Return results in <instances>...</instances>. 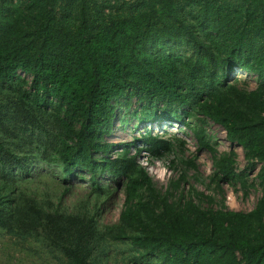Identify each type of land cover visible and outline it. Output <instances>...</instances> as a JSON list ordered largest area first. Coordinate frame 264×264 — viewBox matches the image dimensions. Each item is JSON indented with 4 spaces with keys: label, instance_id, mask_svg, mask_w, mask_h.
<instances>
[{
    "label": "trees",
    "instance_id": "trees-1",
    "mask_svg": "<svg viewBox=\"0 0 264 264\" xmlns=\"http://www.w3.org/2000/svg\"><path fill=\"white\" fill-rule=\"evenodd\" d=\"M238 1L234 7L229 0H205L185 12L176 0H133L111 23L95 27L93 0H24L13 9L0 0V9L8 13H0V84L20 69L31 76L35 95L31 101L20 92L2 96L0 91V228L40 240L50 252L62 253L64 264H92V251L104 237L93 216L62 212L29 196L21 202L9 197L14 185L5 172H27L31 153L49 161L50 148L64 174L76 164L95 172L101 162L113 176L127 177L118 227L136 247L163 262L263 264L264 197L248 213L202 209L206 195L162 193L137 163L141 152L161 160L175 143L183 148L179 138L147 132L116 157L110 156L112 144L102 142L103 129L109 133L112 126L113 99L135 93L139 100L165 103L163 112H170L165 118L172 119L167 108L178 112L186 104L183 90L200 86L205 91L198 104L201 115L221 125L229 143L241 145L246 157L264 163V0ZM65 16L76 24H63ZM170 45L193 51L179 60L165 51ZM238 66L257 77V88L228 81ZM155 115L148 120L155 121ZM26 132V141L36 144L27 152L17 140ZM6 136L17 140L13 147ZM194 136L211 155L216 174L231 173L232 153L217 152L201 131ZM96 153L106 158L98 161ZM184 163L195 165L190 159ZM140 189L148 192L145 203L137 199ZM249 218L258 223L259 240L243 233Z\"/></svg>",
    "mask_w": 264,
    "mask_h": 264
},
{
    "label": "rangeland",
    "instance_id": "rangeland-1",
    "mask_svg": "<svg viewBox=\"0 0 264 264\" xmlns=\"http://www.w3.org/2000/svg\"><path fill=\"white\" fill-rule=\"evenodd\" d=\"M7 6L13 9L24 0H5ZM133 0H93L92 21L95 27L111 23L123 14L125 4ZM185 5V12L198 9L205 0H176ZM225 1V0H222ZM234 7L238 0H229ZM0 13L8 14L2 12ZM59 16V15H58ZM67 26H74L75 20L65 16L60 18ZM166 52H171L179 60H186L193 50L188 47L170 45ZM31 76L18 69L10 75L9 80L0 84L3 95H27L34 100V93L30 89ZM228 81L234 82L245 89L258 87L257 77L242 66L234 68L229 74ZM197 89L185 91L186 104L175 111V107L167 108L172 111V119H166L170 112L164 113L165 103L139 100L135 93H126L112 100L113 121L109 133L103 129L102 142L112 144L110 156L116 157L127 145L137 141L147 132L163 138H179L184 142L183 148L175 143L172 152L161 160H153L145 152L137 157L138 166L144 168L153 186L165 193L166 190L173 196L183 193L185 197L193 192L203 193L207 198L201 203L202 209L231 210L248 213L256 208L264 197V163L256 158H248L241 145L230 144L223 127L200 113L198 104L202 101L203 92ZM55 104V103H54ZM48 114L52 110L46 108ZM156 114L155 121L148 117ZM62 116V113L59 114ZM72 126L79 128V124L72 120ZM201 131L202 135L217 152L233 156L231 173L223 177L216 174L211 155L203 148H199L194 132ZM38 132V128L35 129ZM19 133L18 141L29 150L36 146L35 142L28 143ZM6 139L10 147L16 139ZM25 138V139H24ZM49 139V137H47ZM29 152V151H28ZM130 152L136 154V148L131 145ZM49 161L42 160L37 153L27 156L29 170L22 172L18 169L6 171L8 180L14 185L9 194L13 202H21L23 198L32 197L39 203L47 201L62 212L80 214L86 212L93 216L99 230L104 237L92 251V264H168L161 260L158 254H149L136 247L126 232L120 231L118 224L120 214L125 206V188L127 177L113 176L109 169L100 164L91 172L79 164L74 165L71 174L62 172V164L56 151L47 148ZM98 161L106 158L103 153H96ZM193 160L194 167L186 165L184 161ZM132 175V173H130ZM134 176V174L132 175ZM180 180L177 187H170L174 181ZM19 195L21 197H19ZM142 203L148 201V192L140 189L139 197ZM46 205V204H45ZM47 206V205H46ZM159 211L156 208V212ZM264 219V208L262 209ZM243 233L248 238L260 239V229L257 221L247 219L243 226ZM64 255L60 252H50L46 244L28 235L14 233L0 228V264H64ZM264 264V263H263Z\"/></svg>",
    "mask_w": 264,
    "mask_h": 264
}]
</instances>
